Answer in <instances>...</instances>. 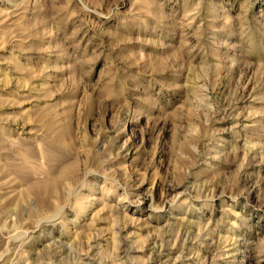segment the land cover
Wrapping results in <instances>:
<instances>
[{
	"label": "rangeland",
	"instance_id": "rangeland-1",
	"mask_svg": "<svg viewBox=\"0 0 264 264\" xmlns=\"http://www.w3.org/2000/svg\"><path fill=\"white\" fill-rule=\"evenodd\" d=\"M0 264H264V0H0Z\"/></svg>",
	"mask_w": 264,
	"mask_h": 264
}]
</instances>
